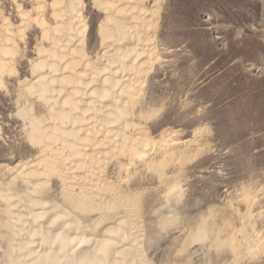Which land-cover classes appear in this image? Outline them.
Masks as SVG:
<instances>
[{
  "label": "bare ground",
  "instance_id": "1",
  "mask_svg": "<svg viewBox=\"0 0 264 264\" xmlns=\"http://www.w3.org/2000/svg\"><path fill=\"white\" fill-rule=\"evenodd\" d=\"M35 1L31 11L13 0L17 25L0 9L1 87L18 72L20 42L27 44L32 24L40 29L37 56L30 61L33 77L19 82L17 100L35 153L10 168L23 189L0 185L6 205L1 225L7 230L0 264H155L145 253L139 198L125 192L127 180L112 179L110 169L128 172L142 162L165 179L168 165L189 160L175 149L193 140L165 133L151 140L140 109L159 59L156 33L164 0H92L102 18L99 43L91 50L84 0ZM35 102L45 116L37 114ZM55 182L60 201L49 197ZM242 219L240 239H214L230 245L235 261L262 246ZM160 264L183 263L175 258Z\"/></svg>",
  "mask_w": 264,
  "mask_h": 264
},
{
  "label": "rangeland",
  "instance_id": "2",
  "mask_svg": "<svg viewBox=\"0 0 264 264\" xmlns=\"http://www.w3.org/2000/svg\"><path fill=\"white\" fill-rule=\"evenodd\" d=\"M19 3L31 11L36 5ZM84 3L91 50L99 43L102 14L92 0ZM0 9L14 24L21 21L13 0H0ZM39 35L32 24L27 44L20 42L18 72L0 86V185L18 190L24 185L13 182L10 168L35 153L17 113L19 82L33 77ZM156 47L159 59L140 108L146 134L193 144L177 145L176 154L189 160L168 165L165 179L142 162L121 173L111 166L112 179H126L123 190L139 198L146 256L155 264L175 258L183 264H264V0H164ZM34 104L38 115L47 114ZM59 196L55 182L49 197ZM5 210L0 200V263ZM243 216L262 246L235 261L230 245L214 239H240Z\"/></svg>",
  "mask_w": 264,
  "mask_h": 264
}]
</instances>
